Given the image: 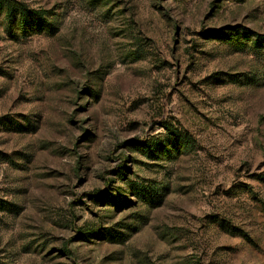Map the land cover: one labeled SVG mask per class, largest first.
<instances>
[{
    "label": "rangeland",
    "instance_id": "rangeland-1",
    "mask_svg": "<svg viewBox=\"0 0 264 264\" xmlns=\"http://www.w3.org/2000/svg\"><path fill=\"white\" fill-rule=\"evenodd\" d=\"M9 1L0 264H264V0Z\"/></svg>",
    "mask_w": 264,
    "mask_h": 264
},
{
    "label": "trees",
    "instance_id": "trees-1",
    "mask_svg": "<svg viewBox=\"0 0 264 264\" xmlns=\"http://www.w3.org/2000/svg\"><path fill=\"white\" fill-rule=\"evenodd\" d=\"M0 5L6 9V13H7V16L10 20H13L15 19V16H16V8L23 13V15H26V9L22 7L21 4H18V3H14V2H11L9 0H0ZM30 16H33V17H39L40 14L39 13H35V12H30L29 13ZM21 23L24 25H26L27 23V18L25 16V18H22L21 19Z\"/></svg>",
    "mask_w": 264,
    "mask_h": 264
}]
</instances>
